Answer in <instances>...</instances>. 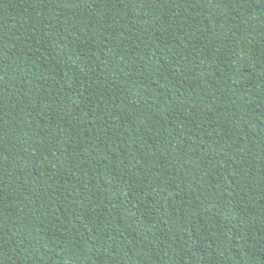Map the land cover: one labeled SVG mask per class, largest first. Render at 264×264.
Returning <instances> with one entry per match:
<instances>
[{
    "label": "trees",
    "instance_id": "obj_1",
    "mask_svg": "<svg viewBox=\"0 0 264 264\" xmlns=\"http://www.w3.org/2000/svg\"><path fill=\"white\" fill-rule=\"evenodd\" d=\"M0 264H264V0H0Z\"/></svg>",
    "mask_w": 264,
    "mask_h": 264
}]
</instances>
